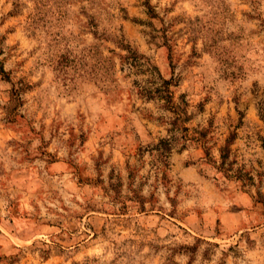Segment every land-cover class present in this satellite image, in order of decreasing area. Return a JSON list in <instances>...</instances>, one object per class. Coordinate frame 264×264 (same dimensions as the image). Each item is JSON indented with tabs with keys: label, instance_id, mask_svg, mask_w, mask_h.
Returning a JSON list of instances; mask_svg holds the SVG:
<instances>
[{
	"label": "clouds",
	"instance_id": "clouds-1",
	"mask_svg": "<svg viewBox=\"0 0 264 264\" xmlns=\"http://www.w3.org/2000/svg\"><path fill=\"white\" fill-rule=\"evenodd\" d=\"M0 264H264V0H0Z\"/></svg>",
	"mask_w": 264,
	"mask_h": 264
}]
</instances>
